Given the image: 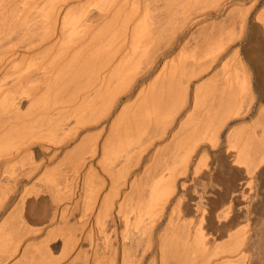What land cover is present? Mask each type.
<instances>
[{
  "label": "bare ground",
  "instance_id": "1",
  "mask_svg": "<svg viewBox=\"0 0 264 264\" xmlns=\"http://www.w3.org/2000/svg\"><path fill=\"white\" fill-rule=\"evenodd\" d=\"M260 221L264 0H0V264H264Z\"/></svg>",
  "mask_w": 264,
  "mask_h": 264
},
{
  "label": "rangeland",
  "instance_id": "2",
  "mask_svg": "<svg viewBox=\"0 0 264 264\" xmlns=\"http://www.w3.org/2000/svg\"><path fill=\"white\" fill-rule=\"evenodd\" d=\"M217 155H218V153H212V157H215V158H213V159H215V164H216L215 166L218 168V167H221V164H223V162L217 158V157H218ZM222 155H223V153H222ZM224 155H225V157L228 159L229 155H226V154H224ZM47 156L51 157L50 152H49V154L47 153ZM227 156H228V157H227ZM49 157H47V159H50ZM60 160H61V159H59L58 162H59ZM55 161H56V160H52V159H51V161L49 160L50 164H56V163H58V162L54 163ZM61 161H62V163H63L64 160H61ZM43 162H46V163H44V164H48L47 161H45V160H43ZM60 163H61V162H60ZM35 180H36V179H34V181H35ZM34 181H32V182H30V183H21L20 186H19L18 188H19L20 190H21L22 187H25V189H26L27 187H28L29 189H31V188H33V185L36 183V182H35V183L33 184ZM31 183H32V184H31ZM30 185H31V187H30ZM215 185H216V184H215ZM218 187H219V186L216 185V187H214V188H212V189H213L216 193H218V192H219V188H220V187H219V188H218ZM28 188H27V189H28ZM215 188H216V189H215ZM216 190H217V191H216ZM17 193H19V192H17ZM33 195H34V194H31V196H30L31 199L28 201V204H29V205L27 204V208H28V209H26V215H28V216H27L28 218H29V217H30V218L33 217V213L31 212V214H30V211H31L30 208H32V207L35 206V204H33V203H34ZM213 195H214V194L211 193V194L208 195L209 197H207L211 205L214 203V201H213V200L215 199L214 197H216V196H213ZM212 196H213V197H212ZM211 197H212V198H211ZM31 200H32V202H31ZM31 206H32V207H31ZM42 207H43V209H47L46 205H43ZM44 207H45V208H44ZM33 209H34V208H33ZM27 210H28V211H27ZM32 211H33V210H32ZM29 215H30V216H29ZM41 217H44V216H41ZM213 220H215V219H212V221H213ZM188 221H189V220H188ZM262 222H263V221H262ZM262 222H261V221L259 222V225H258V228H259V229H262V228H260V227H262V225L260 224V223H262ZM216 223H217V224H216ZM262 224H263V223H262ZM211 225H213V226H211ZM211 225H210V228L207 227V228L205 229V231H206L208 228H209V230H210V231L207 230L206 233L208 232L207 234L210 235V237H211V242L216 243V244H218V245H222V244H223V235H222V234H223V231H222L223 228H220V225H219V223H218L216 220L214 221V223L211 222ZM214 225H216V226H214ZM260 225H261V226H260ZM211 227H216V228L218 227V229L220 228L219 230H221L222 233H221V231H218V229H216V228H215V229H214V228L212 229ZM263 227H264V226H263ZM258 228H257V229H258ZM259 229L257 230L258 233H259V231H260ZM211 230H212V231H211ZM213 230H214V231H213ZM216 230H217V231H216ZM261 231L264 233V228H263ZM261 231H260V232H261ZM213 232H214V233H213ZM262 232L260 233L261 236H260V235H258V236L264 238V235H263ZM220 234H221V235H220ZM212 237H213V238H212ZM214 237H215V238H214ZM213 239H214V240H213ZM215 239H216V240H215ZM39 241H40V240H39ZM221 257H223V256H221ZM221 257H220V258H221Z\"/></svg>",
  "mask_w": 264,
  "mask_h": 264
}]
</instances>
